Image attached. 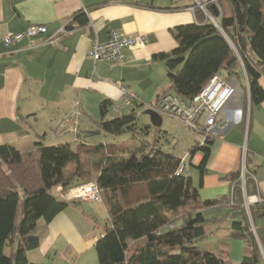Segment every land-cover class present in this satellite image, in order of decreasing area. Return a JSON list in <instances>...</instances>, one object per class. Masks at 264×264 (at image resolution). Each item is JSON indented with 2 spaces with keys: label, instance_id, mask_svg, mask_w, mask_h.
<instances>
[{
  "label": "crops",
  "instance_id": "0c3cea01",
  "mask_svg": "<svg viewBox=\"0 0 264 264\" xmlns=\"http://www.w3.org/2000/svg\"><path fill=\"white\" fill-rule=\"evenodd\" d=\"M195 4L199 7L196 0H0V145H12L27 153L35 150L37 143L47 146L51 138L56 145L70 144L81 156V167L96 174L108 147L107 143L99 146L92 137L97 132L96 108L100 110L104 101L120 104L122 87L140 98L137 114L157 104L170 85L165 64L154 57L178 47L171 30L198 23ZM167 8L177 9L160 10ZM79 13L87 18L84 26L74 22V16ZM220 13L218 18L213 13L205 16L209 20L210 16L217 19L220 24L221 10ZM73 25L71 34L43 44L46 38ZM31 26H44L47 33L5 46L6 36L23 33ZM113 31L129 37L146 36L149 43L126 50L124 65L107 62L95 65L87 56L89 49L96 41L106 42ZM240 66L241 81L236 84V93L223 114L227 129L211 145L203 178L199 170L203 153L190 156L198 144L182 156L172 154L187 159V172L189 169L193 172L186 175L198 190L200 201H221L203 214L210 220L207 224L217 227L210 235L221 240V257L231 264L228 256L233 242L238 243L237 251L243 253L241 264L251 251L238 237L240 230L233 227L234 222L244 220L245 213L238 198L233 196L235 184L230 176L241 170L244 160L248 196L264 193V101L259 105L251 102L249 80L243 63ZM221 75L226 77L225 72ZM258 82L264 90V73ZM63 122L66 123L61 126ZM77 167L71 164L66 171L71 174ZM60 199L64 198L60 196ZM109 224L103 203L71 201L48 225L40 246L28 253V261L99 264L96 245ZM252 231L258 240L260 237L264 241V215H256ZM140 243L143 241L130 245Z\"/></svg>",
  "mask_w": 264,
  "mask_h": 264
},
{
  "label": "trees",
  "instance_id": "16d2710c",
  "mask_svg": "<svg viewBox=\"0 0 264 264\" xmlns=\"http://www.w3.org/2000/svg\"><path fill=\"white\" fill-rule=\"evenodd\" d=\"M213 1L222 12L219 28L205 16L212 13ZM204 5L205 10L194 5L198 23L171 30L178 47L154 57L168 71L170 87L165 93L192 99L214 75L222 72L237 87L243 75L240 66L243 63L251 102L259 105L264 101V90L258 82L264 73V0H206ZM74 22L84 26L87 18L79 13L74 16ZM68 29L72 31L74 25ZM111 105L109 101L102 103L97 132L114 137L134 136L138 121L135 110L107 119ZM213 141L196 145L190 153V156L197 152L204 155L199 166L201 178ZM153 150L148 153L145 147L132 150L125 144L108 145L103 163L92 174L90 169L81 167V156L70 144L37 143L35 150L27 153L1 144L0 264H33L28 261V253L40 246L48 225L70 205L50 192L60 190L62 197L90 183L97 184L110 219L96 245L99 264H231L197 247L206 236L205 224L210 222L203 211L218 206L221 201H200L191 178L178 174L182 159L161 149ZM71 164L78 167L70 174L66 170ZM230 177L235 184L233 196L238 198L245 213L244 220L234 222L233 227L240 230L238 237L251 249L242 264H264V241L260 237L258 240L252 231L242 206L241 170ZM22 198V219L18 221ZM258 213L264 215L251 210L253 222ZM171 214L178 216L170 218ZM141 241L130 250V242Z\"/></svg>",
  "mask_w": 264,
  "mask_h": 264
},
{
  "label": "built area",
  "instance_id": "2783aa9c",
  "mask_svg": "<svg viewBox=\"0 0 264 264\" xmlns=\"http://www.w3.org/2000/svg\"><path fill=\"white\" fill-rule=\"evenodd\" d=\"M213 2L216 4L215 1ZM205 3L206 0L204 3H199V7L205 10ZM210 20L213 21L214 18L210 16ZM71 32L68 27H64L53 36L46 38L43 44L53 43L57 40V37L67 36ZM46 33L47 29L44 26H31L23 33L9 34L4 39V44L6 47H11L27 38L45 35ZM148 43L146 36L129 37L113 31L106 42H94L87 56L95 65L104 62L124 65L126 50L142 48ZM121 93L123 101L120 104L109 106L107 115H114L121 111H127L129 114L141 104L138 95L127 88L122 87ZM235 93L236 86L219 73L214 75L207 85L192 99H184L173 92H168L159 97L154 107L149 106L148 108L155 110L161 117H169L179 121L197 138L198 145L204 146L207 140L215 139L219 133L226 131L227 124L223 114ZM77 107H79V103H77ZM65 123L63 122L61 126L65 125ZM187 169V161L183 158L178 174H186ZM246 182V162L244 160L241 167V188L244 196L242 206L249 215H251V210L256 208L264 212V193L248 196ZM62 197L68 202L83 200L92 203H102L96 183L78 186L63 194Z\"/></svg>",
  "mask_w": 264,
  "mask_h": 264
},
{
  "label": "rangeland",
  "instance_id": "374dc122",
  "mask_svg": "<svg viewBox=\"0 0 264 264\" xmlns=\"http://www.w3.org/2000/svg\"><path fill=\"white\" fill-rule=\"evenodd\" d=\"M264 11V8H263ZM211 21V20H210ZM212 23L215 22L219 26V22L217 19L214 18ZM169 90V89H168ZM146 109L141 110L138 112V121H137V129L135 135H125L121 137H114L111 135H102L98 132L92 134L98 143L99 146L101 144L107 143L108 145H123L125 144L128 147H131L132 150L135 148L145 147V151L148 153H152L154 150L155 145L158 146V149H161L163 152L175 154L176 156H182L187 149L190 147L198 144L197 138L192 135L187 128H185L179 121L169 118V117H162V125L155 126L151 118L145 114ZM127 114V111H121L117 114L107 115V119H114L119 116H123ZM96 116L97 122L95 123V130L98 131L99 122H100V110L96 108V112L94 114ZM48 131V130H47ZM50 131V130H49ZM44 138L40 139L39 142H42ZM49 138L47 146H55L56 142H53ZM176 145V150H173V146ZM187 161V159H186ZM193 170L189 169L187 173L192 175ZM52 195L60 199V193L58 190H52L50 192ZM23 201L22 198L19 212H18V221L22 219V210H23ZM247 217L249 219L251 228H252V216L249 215L247 212ZM215 225L212 224H205L206 236L203 240L198 242V249L204 252L211 253L216 255L217 257H221L223 253V247L221 246V240L219 238L214 239L210 233L212 229H215ZM217 228V227H216ZM235 245L232 247V251L229 249L230 254L228 259L233 262V264H241L240 260L243 255L241 251H237L236 247L238 246L237 242H233ZM137 245H132L130 250L136 248ZM6 254L8 256L11 255L10 249L6 250ZM262 254L264 257V253L262 250Z\"/></svg>",
  "mask_w": 264,
  "mask_h": 264
},
{
  "label": "water",
  "instance_id": "95a60500",
  "mask_svg": "<svg viewBox=\"0 0 264 264\" xmlns=\"http://www.w3.org/2000/svg\"><path fill=\"white\" fill-rule=\"evenodd\" d=\"M211 11L215 15L216 18H218L220 16V14H221L220 13V10H219V7L217 6V4H213L211 6ZM212 24L219 28V26L216 23L213 22ZM145 114L148 115L151 118V121H152V123L155 126L162 125V117L155 110H153V109H147L145 111Z\"/></svg>",
  "mask_w": 264,
  "mask_h": 264
}]
</instances>
